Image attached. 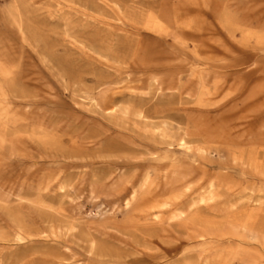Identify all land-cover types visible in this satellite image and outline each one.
<instances>
[{"label":"rangeland","instance_id":"374dc122","mask_svg":"<svg viewBox=\"0 0 264 264\" xmlns=\"http://www.w3.org/2000/svg\"><path fill=\"white\" fill-rule=\"evenodd\" d=\"M245 256L264 264V0H0V264Z\"/></svg>","mask_w":264,"mask_h":264},{"label":"bare ground","instance_id":"6f19581e","mask_svg":"<svg viewBox=\"0 0 264 264\" xmlns=\"http://www.w3.org/2000/svg\"><path fill=\"white\" fill-rule=\"evenodd\" d=\"M105 83L100 82L99 85H103ZM126 190V189H123ZM187 222H183L181 225H178V227L185 228L187 227ZM188 228V227H187ZM229 264H259V261H257L255 258H250L249 256H245L244 259L238 260V262H230Z\"/></svg>","mask_w":264,"mask_h":264}]
</instances>
